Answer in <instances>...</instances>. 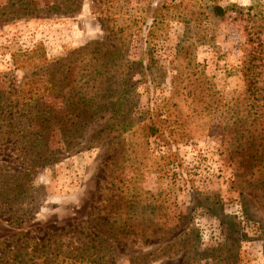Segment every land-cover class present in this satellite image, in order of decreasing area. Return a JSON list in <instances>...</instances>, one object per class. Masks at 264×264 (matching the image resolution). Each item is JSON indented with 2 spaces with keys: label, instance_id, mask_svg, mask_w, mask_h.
Listing matches in <instances>:
<instances>
[{
  "label": "rangeland",
  "instance_id": "1",
  "mask_svg": "<svg viewBox=\"0 0 264 264\" xmlns=\"http://www.w3.org/2000/svg\"><path fill=\"white\" fill-rule=\"evenodd\" d=\"M90 42L130 65L88 104L151 114L161 131L140 123L96 138L104 115L72 133L68 151L50 133L56 161L23 163L7 133L17 122L2 115L20 110L12 90L54 64L66 91L93 94L70 57ZM1 107L0 264H16L20 233L71 241L75 229L103 238V264H209L196 258L212 249L264 264V0H0Z\"/></svg>",
  "mask_w": 264,
  "mask_h": 264
},
{
  "label": "trees",
  "instance_id": "2",
  "mask_svg": "<svg viewBox=\"0 0 264 264\" xmlns=\"http://www.w3.org/2000/svg\"><path fill=\"white\" fill-rule=\"evenodd\" d=\"M214 8L216 10L220 9L218 6H214ZM102 46L103 42H90L88 45L74 50L70 55V57L73 55L78 62L82 63V67L79 70L85 72V83L92 82L91 86L96 88L93 94H89V92L81 93L79 89H74L75 87L72 89L73 92L66 91L65 71L62 67L61 69L56 67L54 72V64H46L42 71L39 73L34 72L31 76L26 77L22 80L19 87L12 90L9 99H13L15 106H19L20 110L8 115L3 112L2 115L4 117L7 116L8 122L13 119L17 122L15 124L17 126L14 128L10 127V132L7 133L11 136V139L16 137L14 141H9L13 150L26 154L22 158L23 163H29L32 166L40 161L41 163L56 161V156L52 155L54 150L49 148L48 136L50 133L57 131L62 138V142H64V150L68 151L73 149L71 145L74 140H69L71 134L84 128L90 120H96V117H103L104 115H108V118L105 121L104 128L100 133H97L98 136L95 135L96 138L102 133H105L106 136H111L113 133H124L131 130L134 124L138 126L140 123H142L141 126L147 131L148 135L161 131V125L156 122V118L151 114L141 121L136 116L131 117V113L123 108L114 107L111 109L105 108L104 110L100 106L95 107L88 104L90 100L96 97L102 98L106 96V88L111 89L110 85L113 83L112 80L115 74L126 76L130 65V62L126 61L125 65L122 66L123 68L116 67L110 59L112 52L111 55L106 50L102 53L100 52L103 49ZM118 53L114 51L113 55L115 56ZM25 56H29L28 52H25ZM74 58L72 57L73 61H75ZM23 59L25 58L22 57L20 60L22 61ZM15 61L18 63L17 57ZM45 63L46 61H43L42 64ZM75 85L77 86L78 83L76 82ZM113 93L116 96V100L121 102V99L124 100V96L128 92L124 91L122 84H118L113 89ZM49 94L54 99L60 100L63 107L55 108V106L45 103L43 99ZM0 109H3V107ZM2 115L1 117H3ZM9 115H12V117L10 118ZM23 119L26 120V123L19 122ZM15 128L16 130H14ZM100 139L102 138L100 137ZM91 143L86 144V146H91ZM47 150L48 152H46ZM45 152L47 156H43ZM24 174H26L25 171ZM72 233L74 237H79H72L71 241L63 240L58 231L43 239L32 237L31 233H28L29 235L24 238L22 233L18 234V236H21V240H18L13 249V252H15L14 262L16 264H99L101 261L103 264L106 259L107 262L112 261L110 259L111 253L102 252L103 249L99 246L103 238L89 234V238L85 242L81 238L82 236L79 235L78 229H75ZM226 240L229 242V238H226ZM197 242L198 239L194 244L196 245ZM194 244L192 246L188 244L187 248L193 250L195 248ZM230 244L232 245L233 242H230ZM218 246L221 248L222 244L219 243ZM230 250L231 252L233 251L232 249ZM195 256L198 257L197 251ZM4 257L5 254L0 256L3 259ZM232 258L236 259V255L234 254L231 258H221L212 249L208 250L204 256L196 259L198 261L205 260L209 264H231Z\"/></svg>",
  "mask_w": 264,
  "mask_h": 264
}]
</instances>
